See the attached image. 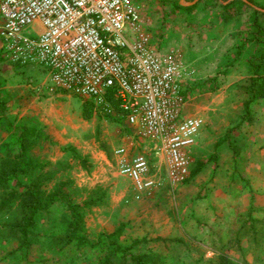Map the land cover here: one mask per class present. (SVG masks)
I'll return each mask as SVG.
<instances>
[{
    "label": "rangeland",
    "instance_id": "374dc122",
    "mask_svg": "<svg viewBox=\"0 0 264 264\" xmlns=\"http://www.w3.org/2000/svg\"><path fill=\"white\" fill-rule=\"evenodd\" d=\"M231 1L131 0L157 51L183 54L191 71L183 84L189 88L183 115L203 121L190 150L189 177L173 188L163 184L141 200L117 172L113 151L125 146L131 153H151L152 145L135 128L128 132L117 113L100 102L84 119L85 101L49 92L43 69L12 66L0 51L4 90L13 86L23 97L28 89L36 98L35 103L27 98L20 111L11 104L8 120L18 126L37 117L30 121L40 122L51 139L36 157L74 181L79 194L95 185L109 192L105 204L87 216L84 244L63 240L66 213L56 206L39 214L29 248L5 241L0 232V264H264V100L251 101L246 92L251 78L246 61L255 56L251 21L264 0H252L255 9L233 6L223 12L220 5ZM193 2L192 11L176 7ZM259 74L264 76V66ZM6 135L0 130V156ZM70 147L87 158L88 169L76 164ZM150 163L156 173L158 161ZM199 163L205 165L193 176Z\"/></svg>",
    "mask_w": 264,
    "mask_h": 264
},
{
    "label": "built area",
    "instance_id": "2783aa9c",
    "mask_svg": "<svg viewBox=\"0 0 264 264\" xmlns=\"http://www.w3.org/2000/svg\"><path fill=\"white\" fill-rule=\"evenodd\" d=\"M0 19L4 57L43 69L49 92L97 103L114 89L125 123L152 145L151 153L113 151L136 200L189 177L190 150L203 126L183 115L191 71L179 50L157 51L131 0H1Z\"/></svg>",
    "mask_w": 264,
    "mask_h": 264
},
{
    "label": "trees",
    "instance_id": "16d2710c",
    "mask_svg": "<svg viewBox=\"0 0 264 264\" xmlns=\"http://www.w3.org/2000/svg\"><path fill=\"white\" fill-rule=\"evenodd\" d=\"M251 2L252 0H232L230 3L221 4L220 8L223 12H230L233 6L255 9ZM176 7L187 11L195 9L194 5L183 7L177 4ZM223 19L227 20V16H223ZM251 25L252 34L249 43L255 47V56L246 61L251 73L246 92L251 101L264 100V76L259 74V70L264 66V7H258V10L254 11ZM245 47L246 43L239 48L238 54L244 51ZM0 51L4 56L3 51L1 49ZM256 58L259 63H256ZM12 66L28 67L13 64ZM188 91L189 88H182L185 100ZM114 92V89L108 90L100 103L117 113L119 119L125 123L124 114L119 108ZM249 102L244 105L246 112H249ZM11 104L12 98L0 82V130L7 134L2 143L0 156V220H2L0 232L2 237L5 241L17 243L20 249L29 248L38 226L39 214L60 206L66 213L67 229L63 240L67 244L73 241L84 244L87 216L94 208L105 204L108 199V190L103 186L95 185L87 189L84 195L79 194L80 190L75 187L74 181L61 177L55 169H46L44 163L42 164L36 157L35 151L45 142H51V139L40 122L29 120L27 124L13 125L8 120V118L11 119L9 115ZM94 105V101H85L82 109L84 119L91 118ZM126 125L125 123V128L129 132V126ZM67 152L83 169H88L91 165L87 162V158L80 155L74 147L68 148ZM62 164L59 162V166ZM204 165L199 163L191 174L193 176L198 174ZM120 232L121 229H118L117 234ZM110 245L117 251L121 250L114 243Z\"/></svg>",
    "mask_w": 264,
    "mask_h": 264
},
{
    "label": "crops",
    "instance_id": "0c3cea01",
    "mask_svg": "<svg viewBox=\"0 0 264 264\" xmlns=\"http://www.w3.org/2000/svg\"><path fill=\"white\" fill-rule=\"evenodd\" d=\"M1 1V0H0ZM1 19H0V27H1ZM0 49H1V46H0ZM7 88V92L9 93V95L11 96V98H12V106L13 107H17V110L18 111H20V107H25L26 105H28V99L30 100V99H35V100H33L34 101V103L36 102V98H33V96H32V94H30V96H29V92H28V89L27 90H23L24 91V93L23 92H21V93H23L24 95H23V97H21L22 95L20 94H17L16 92H18V91H20L19 89H18V91H17V89H15L13 86H7L6 87ZM49 94V93H48ZM47 94V95H48ZM28 98V99H27ZM38 99V98H37ZM30 102H32V100H30L29 101V103ZM35 119H38L37 117H33V119H30V120H35ZM128 180V179H127ZM129 181V180H128ZM130 182V181H129ZM133 193H134V191H133Z\"/></svg>",
    "mask_w": 264,
    "mask_h": 264
},
{
    "label": "water",
    "instance_id": "95a60500",
    "mask_svg": "<svg viewBox=\"0 0 264 264\" xmlns=\"http://www.w3.org/2000/svg\"><path fill=\"white\" fill-rule=\"evenodd\" d=\"M194 3H195V2H193V3L189 4V5H186V6H191V5H193ZM181 5L185 6V4H183V3H181Z\"/></svg>",
    "mask_w": 264,
    "mask_h": 264
}]
</instances>
